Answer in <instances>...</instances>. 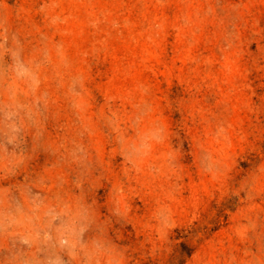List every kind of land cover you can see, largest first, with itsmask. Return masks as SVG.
Listing matches in <instances>:
<instances>
[{"label": "rangeland", "instance_id": "rangeland-1", "mask_svg": "<svg viewBox=\"0 0 264 264\" xmlns=\"http://www.w3.org/2000/svg\"><path fill=\"white\" fill-rule=\"evenodd\" d=\"M41 2L0 0V36L15 37L3 49L8 73L0 106L30 103L33 89L48 98L44 131L34 142L36 129H29L31 159L16 180L43 181L34 190L51 198L75 175L53 151L75 140L90 154L92 178L102 177L104 215L113 185L125 186L129 215L113 217L111 231L126 247V264H174L144 223L157 200L175 211L174 240L186 254L195 248L192 264H264V0H96L121 25L100 30L85 24V9H74L72 0L56 11H73L78 21L44 27ZM13 49L29 77L15 74ZM73 80L81 81L80 97L70 92ZM73 100L78 107L68 105ZM115 124L128 132L166 129L146 162L158 174L145 166L132 179L123 175ZM221 126L224 139L216 136ZM209 165L222 174L213 178ZM189 228L198 247L184 239ZM34 258H42L34 248L0 234V264Z\"/></svg>", "mask_w": 264, "mask_h": 264}, {"label": "clouds", "instance_id": "clouds-1", "mask_svg": "<svg viewBox=\"0 0 264 264\" xmlns=\"http://www.w3.org/2000/svg\"><path fill=\"white\" fill-rule=\"evenodd\" d=\"M61 3L62 0H42L38 5L36 12L45 22L44 27L80 19L73 11L67 14L57 12ZM72 7L85 9L84 22L92 29L121 26L119 20L109 19L114 15L109 8L97 7L96 0H72ZM190 23L193 21L185 20V24ZM123 24L128 26L130 21L125 18ZM14 39L0 36V84L8 73V61L3 49L9 40ZM232 44L228 43L225 48H230ZM13 64L17 77L23 79L31 75L23 57L15 55V49ZM70 92L73 97H80L81 81L73 80ZM33 97L30 103L17 100L7 106H0V134L4 137L0 140V173H3L0 181H13L7 186H0V234L17 237L21 245L34 248L40 253L42 258H34V264H126V247L117 241L111 231L113 217L125 220L129 215L125 186L119 181L113 185V194L107 207L108 215H104L102 208L105 205L97 199L102 195L99 190L102 177L92 178L90 154L85 145L73 140L71 148H68L62 142L53 151V155L59 154L58 163H64L70 168L75 166V175L71 180H62L60 190L51 198L41 190H34L42 189L43 181L31 182L27 176L21 181L16 180L31 159L26 144L29 129H36L33 136L35 142L41 137L47 119V95H36L33 89ZM68 105L71 108L78 107L75 100ZM227 127L221 126L216 136L226 138ZM113 131L116 133V153L127 179L144 172L145 166L150 174L160 172L159 168L151 163L146 165V162L153 146L162 144L166 139L167 132L163 126L144 130L134 127L128 132L115 124ZM77 135L82 136L83 133ZM8 146H11V150ZM205 171L213 178L222 174L219 167L213 168L211 165ZM144 223L153 239L171 251L174 264H192L195 248H188L190 255L186 254L174 240L173 230L177 227V219L170 204L157 200ZM196 237L197 233L191 228L186 230L184 239L194 241L198 247L199 240Z\"/></svg>", "mask_w": 264, "mask_h": 264}]
</instances>
